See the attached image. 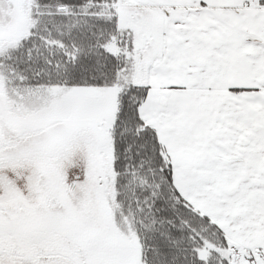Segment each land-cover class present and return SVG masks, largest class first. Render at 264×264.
I'll return each mask as SVG.
<instances>
[{
    "label": "snow or ice",
    "instance_id": "6c2138e0",
    "mask_svg": "<svg viewBox=\"0 0 264 264\" xmlns=\"http://www.w3.org/2000/svg\"><path fill=\"white\" fill-rule=\"evenodd\" d=\"M0 264H264V0H0Z\"/></svg>",
    "mask_w": 264,
    "mask_h": 264
}]
</instances>
